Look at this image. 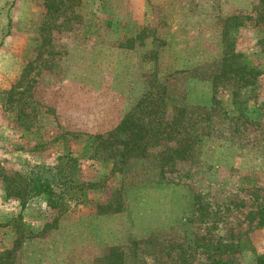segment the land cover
Returning a JSON list of instances; mask_svg holds the SVG:
<instances>
[{
	"label": "rangeland",
	"instance_id": "obj_1",
	"mask_svg": "<svg viewBox=\"0 0 264 264\" xmlns=\"http://www.w3.org/2000/svg\"><path fill=\"white\" fill-rule=\"evenodd\" d=\"M228 44L255 72L219 108ZM161 84L208 117L191 160L161 179L152 159L117 174L83 153ZM69 155L95 187L64 212L24 205ZM263 207L264 0H0V264H257Z\"/></svg>",
	"mask_w": 264,
	"mask_h": 264
},
{
	"label": "trees",
	"instance_id": "obj_2",
	"mask_svg": "<svg viewBox=\"0 0 264 264\" xmlns=\"http://www.w3.org/2000/svg\"><path fill=\"white\" fill-rule=\"evenodd\" d=\"M229 50L227 47L224 49V55L218 60L216 74L211 79L216 99L214 106L218 105L219 108L222 106V102L216 97L219 86L230 80L252 83L253 76L246 77L244 73L250 75L255 72L246 62H239L242 54L231 51V46ZM159 87V90L151 89L146 93L107 136L90 134L83 146V153L89 154L90 158L111 162L112 173L117 174H124L134 163L152 159L160 168L161 179L167 178V172L178 169L179 163L191 160L203 135H209L206 129L209 126L208 117L190 111L188 102L177 103L171 99L168 85L161 84ZM232 92L236 93L237 90ZM223 111L227 112L225 108ZM78 167V158L69 155L66 162L58 165L54 171L48 169L46 173L30 175L24 189H19L16 195L24 205L27 196H43L52 208H59L64 212L70 201H81L86 190L96 185L95 182H80L75 178ZM261 212L264 222V207ZM113 261L120 260L116 258ZM206 264L236 263L219 259ZM257 264H264V255L258 256Z\"/></svg>",
	"mask_w": 264,
	"mask_h": 264
}]
</instances>
